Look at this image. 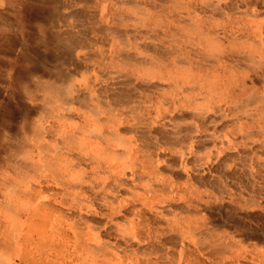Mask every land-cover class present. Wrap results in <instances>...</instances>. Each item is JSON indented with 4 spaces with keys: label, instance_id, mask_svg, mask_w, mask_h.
Segmentation results:
<instances>
[{
    "label": "rangeland",
    "instance_id": "374dc122",
    "mask_svg": "<svg viewBox=\"0 0 264 264\" xmlns=\"http://www.w3.org/2000/svg\"><path fill=\"white\" fill-rule=\"evenodd\" d=\"M42 1L8 0L15 9L13 8L14 11H12L10 5L6 8L7 10L2 11L0 16V24L5 23L6 26H9L5 28L7 32L0 37V62H3V69L13 68V71L17 69V72L24 62L27 64L34 61L35 56L32 53L29 54L30 56H20L19 51L23 44L33 43L38 33L37 23L49 12L50 4L48 1ZM148 1L152 2L149 6L153 2L160 4L158 0ZM168 1L174 3L171 4L173 10L170 9V33L174 31V28L178 29L177 27L185 26L186 28L189 20L194 19L196 24L201 23L207 31H210V34L213 32L220 38V47L224 52L223 58L218 62V57H203L202 59L207 64L201 66L199 73L194 72L196 77L189 74L190 78L214 81L220 85V88L229 85L235 91L236 96L233 97L235 99H247L253 94L264 93V0H178L183 5L176 4L177 0ZM16 3L19 5V11L16 10ZM103 3V0H96L92 4L74 3V11L80 21L75 24L73 34L76 37L75 40L80 39L79 41L83 42V46L71 51L72 53L68 57L69 62L62 63L61 72L66 78L67 76L70 79L73 78L71 80L76 84L82 82L80 80H82L83 71L89 65L96 73L98 71L103 73L104 69L112 72L108 75L103 73L105 74L102 77L103 80L100 79L97 82L99 84L96 83L97 86L92 90V93L95 94L97 89L103 90L106 89V86L107 88L111 86L112 89L109 87V90L114 94H118L123 88L121 91L125 95L127 94L134 101L139 100L135 105L137 108L139 105L141 108L139 112L152 123L151 133L154 132V135L150 138L155 142L148 146H143L139 142L135 144L136 148L133 153L138 166L133 174H130V171H126L125 174L116 173L113 172L112 167L110 170L108 168L107 173L110 176L108 179L114 175L122 180L124 178L115 189L118 192L110 191L111 189L108 191L107 189L98 190L97 188V194L94 195V200L92 199L91 207L87 208L84 200H81L84 207L81 202H71L70 205L65 206L68 207L65 209L67 215L73 214L69 215L70 222L79 226L78 234L82 235L80 237L89 239V241L83 239L81 246L87 243L93 247L91 242L94 243L92 238L95 235L92 236V233L98 232L102 235L99 238L101 243L107 241L109 247L118 246L119 253L122 251L123 255L131 254V257L133 256L137 262L135 264H150L152 262L155 264H264V122L246 118V115L233 110L230 102L224 101L219 106V109L222 108V112L218 107L215 108L211 105V111L208 113L211 120L208 118L192 128L190 118H186L191 115L190 109L181 104H174V96L169 95V92L173 94L169 85L164 84L162 90H153L154 84L159 86V82L152 81L151 84H148L141 81L140 74H136L135 78L134 71L130 68H121L120 64L116 63L110 65V61L104 57L103 54L106 51L114 53V46L118 45L116 34L130 33L132 36L135 32H144V29L134 27L133 24H124L125 22L112 21L104 24L105 19L104 17L101 19L97 8V6L101 7ZM185 6L187 9H183ZM117 9H120L118 0H111L110 10L116 12ZM157 10L159 8L155 6L151 12L156 13ZM124 12L127 11L124 10ZM14 13H17V16ZM43 25H45L43 28L38 27V29L42 34L43 32L46 34L48 27L44 21ZM88 27L89 29H87ZM134 28L135 30H133ZM257 28L261 30L260 35ZM112 31L116 34L113 35ZM75 33L78 35L76 36ZM30 34L31 36H29ZM159 40L160 43L158 39L154 40L152 36L145 34L143 37L139 36L138 46L143 44L148 47H156L163 44L160 38ZM108 44L114 45L111 50H109ZM250 44H254L255 47L251 49ZM135 52L131 48L128 53L136 57L133 54ZM248 57L254 59L256 63H248L250 60ZM88 60L93 62L90 63ZM116 80L120 82H116ZM131 85H134L136 90ZM0 87V100L12 99V101L8 100L10 101L9 105L2 103L0 106L1 170L4 165V157L6 158L3 154L7 148V142L2 138L1 131L6 126H8L6 128L17 130V124L12 118L18 116V124L23 123L25 129L28 130L29 122L27 125L25 124V115L29 114L30 117L36 119L40 114L30 111L26 113L33 104L23 105L20 100L22 94L16 93L17 95L13 96V90L16 89L13 87L8 89L2 79ZM78 91L79 96L88 95V92L82 87ZM178 94L181 101L185 102L183 95ZM72 111L63 110L65 116L74 114ZM180 118L185 119L179 121ZM237 118H243L239 125V122L236 123ZM178 122L181 124V129L184 126L187 127L183 128L186 131L185 134L191 135L193 140L189 150L174 144L173 134ZM63 124L70 125L68 121ZM130 125L131 120L127 117L122 120L121 128L124 130ZM188 126L191 128L189 129ZM140 130L145 129L141 128ZM248 131H252L255 136H249ZM52 137L57 138L58 136L53 133ZM181 156L186 162V169L180 163ZM82 157L85 158V155ZM17 158L22 161L19 157ZM116 165L121 166L120 163ZM91 166L93 170L94 167L92 164ZM88 169L86 167V171ZM103 170L102 167L101 171ZM106 176L104 174V178ZM50 180L52 181V179ZM55 180L47 184H51L55 192L57 190L64 192L65 190V199L68 200L72 188L61 190L60 187L63 186ZM84 191L83 197L86 198L88 190L84 188ZM102 194L104 195L101 196ZM105 194H107V202L106 198L102 199ZM117 195H119L118 203L111 201ZM136 210L140 211V217L138 215L135 220L132 231L129 229V221L132 219V214H137ZM194 226L201 228L207 237H213L212 240L221 238L222 250L216 252L207 245L198 247L196 240L187 233L188 228ZM127 230L128 232H126ZM108 251L105 248L102 249L98 264L105 262V259L112 258L111 254L114 252ZM124 252L127 253L124 254ZM77 253H79L77 256L82 260L88 258V255L82 250ZM114 258L118 259L117 256ZM89 263L92 264L91 262L85 264ZM16 264H20V262L17 260ZM104 264H110V262Z\"/></svg>",
    "mask_w": 264,
    "mask_h": 264
},
{
    "label": "bare ground",
    "instance_id": "6f19581e",
    "mask_svg": "<svg viewBox=\"0 0 264 264\" xmlns=\"http://www.w3.org/2000/svg\"><path fill=\"white\" fill-rule=\"evenodd\" d=\"M34 1L43 2L42 0ZM44 1H48V4H50L49 12L46 17L40 19L37 25L43 28L45 26L43 25L44 21L48 27L47 33L44 34L43 32L42 34L37 27L38 33L34 38L35 41L33 40L32 44L26 43L24 45L22 43L23 45L20 46L19 51L20 56H27L32 53L35 56L34 61L28 62L29 64L24 62L17 72V69L13 71V68L10 70L3 69V62H0V80L2 79L7 84L8 89L9 87L16 89L13 90V96L17 95L16 93L22 94L20 100L23 105L33 104L26 113L30 111L39 112L40 114L36 119L30 117L29 114L25 115V124L27 125L29 122L28 130L25 129L23 123L18 124V116L12 118L17 124V130H12L10 127L6 128L8 127L6 126L1 131L2 138L7 142V148L4 151L5 154H3L6 156V158L4 157V165L0 170V264H16L17 260L20 264H85L88 262L98 264L104 248L109 250L108 252L114 249L112 251L114 253L111 254V259H105L106 261L100 262L101 264L106 262H110V264H135L137 262L133 256L131 257V254H125L127 252H124L125 255H123L122 251L119 253L118 246L109 247L107 241L101 243L99 238L102 235L98 232L92 233V236L95 235L96 237L95 240V237L92 238L94 241V243L91 242L93 247L87 245V243L81 246L83 239L86 241H89V239L80 237L82 235L78 234L79 226L77 227L70 222L69 217L73 214L67 215L65 209H68V207L65 206L70 205L71 202L84 200L87 208L91 207L92 199L97 194V188L98 190L107 189L108 191V189H111L110 191L118 192L115 189L124 178L122 180L114 175L111 179H108L110 177L107 173L108 168L110 170V167H112L113 172L116 173L125 174L126 171H130V174H133L138 166L133 153L136 148L134 147L135 144L139 142L143 146H148L155 142L150 138L154 135V132L151 133L152 123L144 114L139 112L141 111L139 105L138 108L136 107V101L139 102V100L134 101L127 94L125 95L121 91L123 88L118 94H114L109 90L111 86L108 88L106 86V89L103 90L97 89L95 94L92 93V90L99 84L97 82L100 79L103 80L102 77L105 76L103 73L107 75L110 73L105 69L103 73L102 71L96 73L90 65H85L88 68L86 67L83 71L82 80H80L82 82L77 84L72 81L73 78L71 80L67 76L70 79L68 80L61 72L62 63L68 61L71 51H74V48L83 46V42L79 41L80 39L75 40L76 37L73 34L75 24L80 21L78 20L79 16L77 17L76 11H74V3L86 4L87 2V4H92L96 0ZM103 2V5L101 7L97 6V8L101 19L103 17L105 19L104 24L112 21L125 22L124 24H133L134 27L144 29V32H135L134 35L131 34L132 36H130V33L116 34L112 31L113 35L116 34L119 46L108 44L109 50L114 46V53L111 54L110 51H106L103 54L104 57L110 61V65L116 63L120 64L121 68H130L134 71V77L136 74H140L141 81L148 84H151L152 81L159 82V86L153 82L155 85V87H152L153 90H162L164 84L169 85L173 91V94L169 92V95L174 96V104H181L190 109L191 115L186 118H190L192 128L196 127L198 123L208 120L211 105L219 109L224 101L230 102L234 108L233 110L241 112L244 116L246 115V118L264 122V93L261 95L253 94L247 99H235L233 98L236 96L235 91L229 85L220 88L217 82L190 78V76L200 72L202 65L207 64L202 59L203 57H218L219 62L223 58L224 52L220 47V38L213 32L210 34V31H207L201 23L196 24L194 19L189 20L186 28L185 26L177 27L178 29L174 28V31L170 33L169 18L171 17L170 9H172L171 4L173 2L158 0L160 4L153 2V6L150 5V7L149 4L152 2L148 0H118L120 9H117L116 12L110 10L111 0H103ZM177 3L183 5L181 1L177 0ZM10 5V8L14 11L13 4L8 0H0V16L2 11ZM18 6H16V10L19 9ZM155 6L159 10L156 13L151 12ZM183 9H187V7L185 6ZM124 10L127 12H124ZM188 10L190 11V9ZM82 16L85 15L82 14ZM6 27L9 26H6L5 23L0 24V37L7 32ZM107 28H109L108 25ZM79 30H81L80 27ZM257 31L260 35L261 30L257 28ZM145 34L152 36L154 40L158 39V42L160 38L163 44L156 47H148L143 44L138 46L139 36L143 37ZM260 43L263 44L262 41ZM10 46L12 47V45ZM249 47L252 49L255 45L250 44ZM131 48H133V52L136 51L133 53L136 57L128 53ZM194 50L196 51L194 52ZM200 50L201 52H199ZM12 51L14 50L12 49ZM248 61L250 64L256 63L252 58ZM89 62L92 63L93 61L90 60ZM114 72L116 73V71ZM189 74L190 76H188ZM131 86L134 87V85ZM80 87L87 91L88 95L79 96L77 91ZM178 93L183 95L185 102L181 101L182 99ZM2 100H0V106L2 103L9 105L12 101L10 98L8 99L10 101L7 99ZM64 106L66 108H63ZM64 109L73 110L74 114L65 116ZM219 111L222 112V108ZM127 117L130 118L131 125L123 130L121 128L122 120ZM184 119L180 118L179 121ZM242 120L243 118H237L236 123L239 122V125ZM65 121H68L70 125L63 124ZM141 128L145 130H140ZM182 129L180 122H178L173 134L174 144L189 150L192 147L193 140L191 135L185 134L186 131L184 129L182 131ZM53 133L57 134L58 137H52ZM247 134L255 136L252 131H248ZM142 150L144 151V148ZM84 155L85 158L82 157ZM179 160L185 167L186 162L183 156ZM198 160H201L200 157ZM117 163H120L121 166H117ZM91 164L94 167L93 170ZM85 166L90 170L86 171ZM102 167L103 171H101ZM104 174L107 175L106 178H104ZM53 180L63 186L60 187L61 190H64V188L68 190V187L72 188L68 200L65 199V190L64 192L59 190L55 192L54 187L47 184L54 182ZM84 188L88 190L86 198L83 197ZM114 197L111 201L118 203L119 195ZM102 199L107 202V194ZM81 203L83 204V202ZM136 212L137 214H132V219L129 221V229L132 231L134 230L135 220L138 215L140 217V211L136 210ZM187 233L196 240L200 248L207 245L216 252L222 250L221 238L218 239V237L216 240H212L213 237H207L199 227L188 228ZM81 250L88 255V258L82 260L81 257L77 256V254L79 255L77 252ZM114 256H117L118 259H115ZM114 260L115 262H113Z\"/></svg>",
    "mask_w": 264,
    "mask_h": 264
}]
</instances>
